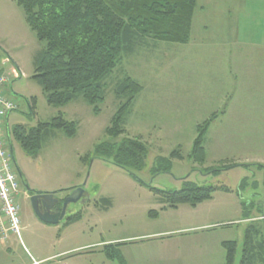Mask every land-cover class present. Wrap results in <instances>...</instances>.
Segmentation results:
<instances>
[{
	"label": "rangeland",
	"instance_id": "obj_1",
	"mask_svg": "<svg viewBox=\"0 0 264 264\" xmlns=\"http://www.w3.org/2000/svg\"><path fill=\"white\" fill-rule=\"evenodd\" d=\"M220 1L197 0L187 44L150 39L132 54L123 53L102 81L104 100L94 113L81 97L63 107L47 104L33 79L34 58L46 43L29 29L14 0H0V72L9 74L12 67L17 73L9 77L6 93L17 106L9 115V130H29L59 114L77 126L71 138L52 131L33 158L11 139L15 163L35 192L65 196L83 186L86 195L84 203L67 207L66 219L82 214L68 227L65 221L57 226L42 223L31 203L20 197L23 229L19 240L10 236L0 245V264H101L106 260L104 246L116 244L123 264H225L223 242L236 243L233 264L240 263L250 225L243 220L241 204L251 217L264 213V122L254 123L256 116L264 121V100L247 91L243 73L248 70L242 67L250 61L264 63V52L237 45L230 51L220 27ZM126 77L142 91L125 117L124 133L111 138L106 130L119 107L114 90ZM214 114L203 143L205 162L194 164L189 154L197 127ZM125 139L145 146L142 170L120 168L95 152L100 144L119 145ZM175 150L182 160L171 159ZM85 156L87 165L80 160ZM159 159L170 160V172L158 166ZM185 182L228 192L218 189L196 207L173 209L149 189L179 191ZM152 211L157 218L149 216ZM63 251V257L50 258Z\"/></svg>",
	"mask_w": 264,
	"mask_h": 264
},
{
	"label": "trees",
	"instance_id": "obj_2",
	"mask_svg": "<svg viewBox=\"0 0 264 264\" xmlns=\"http://www.w3.org/2000/svg\"><path fill=\"white\" fill-rule=\"evenodd\" d=\"M14 1L22 9L29 29L39 41L46 43V48L34 58L33 79L42 88L47 104L63 107L81 97L94 113L100 111L99 104L104 100L102 81L117 67L123 53L132 54L150 39L183 45L189 42L197 4V0ZM141 91L142 87L129 77L116 85L114 95L119 107L106 130L109 137L117 138L124 133L125 117ZM215 117L216 114L197 127V138L189 154L194 164L205 162L203 143ZM76 128L75 123L59 114L49 123H39L29 130L15 126L12 139L18 142L26 156L33 158L52 131L61 130L71 138ZM95 152L101 159L126 170H142L147 154L145 146L133 139H125L119 145L100 144ZM171 159L182 160L180 150L173 151ZM80 160L87 165L89 156ZM158 166L164 172L172 168L167 159H159ZM149 189L173 209L183 204L196 207L210 200L218 189L228 192L226 188L199 187L188 182L179 191ZM102 202L110 206L109 200ZM241 205L243 220H250V225L244 232L239 264H264V213L251 217V211L244 203ZM149 216L157 218L158 213L152 211ZM81 218L78 212L68 217L63 226L68 227ZM118 247L117 244L108 245L102 251L108 260L123 264ZM222 247L226 252L225 264H233L236 243L223 242Z\"/></svg>",
	"mask_w": 264,
	"mask_h": 264
},
{
	"label": "crops",
	"instance_id": "obj_3",
	"mask_svg": "<svg viewBox=\"0 0 264 264\" xmlns=\"http://www.w3.org/2000/svg\"><path fill=\"white\" fill-rule=\"evenodd\" d=\"M220 21L221 30L228 38V48H230V51H234L231 48L233 45H237L245 46V50L264 52V0H221ZM231 53L236 52H230V54ZM236 68L239 70L238 67ZM242 68L248 70L245 74L243 73L245 80L249 82L247 91L264 100V63L250 61L244 63ZM240 75L241 73L238 72L234 75L236 83H238ZM230 99H232L231 95ZM263 122L264 121H261V117L256 116L254 121L256 126H260ZM257 129L261 131V128ZM22 176L26 184L23 173ZM20 197L27 201V194L25 192H22ZM20 220L22 223L24 218L22 217ZM22 229L23 228H21V231ZM11 237L16 236L13 235ZM17 239L19 240L20 238ZM60 242L61 239L58 240V243ZM0 245H2V243H0ZM25 253L28 257L27 249H25ZM66 253V251H63L50 258L58 259L63 257ZM102 256L105 257L104 254ZM105 259L106 260L102 259L101 264H108L111 262L106 257Z\"/></svg>",
	"mask_w": 264,
	"mask_h": 264
},
{
	"label": "built area",
	"instance_id": "obj_4",
	"mask_svg": "<svg viewBox=\"0 0 264 264\" xmlns=\"http://www.w3.org/2000/svg\"><path fill=\"white\" fill-rule=\"evenodd\" d=\"M3 64H9V61L4 60ZM10 76H17L12 67L9 74L0 72V243L13 235L20 238L21 234L18 199L22 193V182L9 152L4 124L7 114L17 109L16 104L6 95Z\"/></svg>",
	"mask_w": 264,
	"mask_h": 264
},
{
	"label": "water",
	"instance_id": "obj_5",
	"mask_svg": "<svg viewBox=\"0 0 264 264\" xmlns=\"http://www.w3.org/2000/svg\"><path fill=\"white\" fill-rule=\"evenodd\" d=\"M10 90H11V84H10ZM11 94L15 95L13 93H11ZM9 114H7V116L5 118V123H4L5 129H6V134H7V143H8L9 152L12 156L17 174L19 175V177H21L22 173L19 170V168L16 165L15 160L13 158V151H12V146H11V136H10V131L8 128ZM25 189L27 190V192L30 191L28 186H26ZM54 194L55 193H42V194H36L35 196L30 198V203H31L34 215L36 216V218L38 220H40L42 223L47 224V225H53V226L59 225L65 219L66 210L70 204H76L79 202L84 203L86 200V195H85L83 186H79L77 188H74L73 190H71L68 193L67 197L64 199V201L62 203L61 211L58 213H54L52 211L53 206L58 203L57 200H53ZM50 200H52L53 202ZM47 201L49 203L48 206L45 205L47 203Z\"/></svg>",
	"mask_w": 264,
	"mask_h": 264
},
{
	"label": "flooded vegetation",
	"instance_id": "obj_6",
	"mask_svg": "<svg viewBox=\"0 0 264 264\" xmlns=\"http://www.w3.org/2000/svg\"><path fill=\"white\" fill-rule=\"evenodd\" d=\"M10 136H11V138H12V130H10ZM25 187H26V184L24 183H22V185H21V190H22V192H25L26 194H27V201L28 202H30V198L31 197H33V196H35L36 194H42V193H38V192H35V191H33V190H31L30 189V191L29 192H27V190L25 189ZM68 195V194H67ZM67 195H65V196H61V194H58V193H55L54 195H53V200H57L58 201V203L57 204H55L54 206H53V209H52V211L54 212V213H58V212H60L61 211V208H62V203H63V201H64V199L67 197ZM50 201H52V200H50ZM53 202V201H52ZM46 206H48L49 205V203H48V201H47V203L45 204ZM63 221H66V217H65V219L63 220ZM62 221V222H63ZM61 222V223H62Z\"/></svg>",
	"mask_w": 264,
	"mask_h": 264
}]
</instances>
